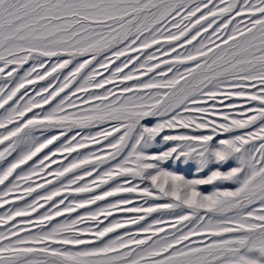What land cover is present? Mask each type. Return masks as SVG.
I'll return each instance as SVG.
<instances>
[{
    "label": "snow or ice",
    "instance_id": "6c2138e0",
    "mask_svg": "<svg viewBox=\"0 0 264 264\" xmlns=\"http://www.w3.org/2000/svg\"><path fill=\"white\" fill-rule=\"evenodd\" d=\"M0 264H264V0H0Z\"/></svg>",
    "mask_w": 264,
    "mask_h": 264
}]
</instances>
